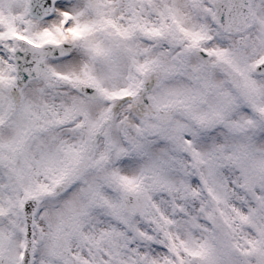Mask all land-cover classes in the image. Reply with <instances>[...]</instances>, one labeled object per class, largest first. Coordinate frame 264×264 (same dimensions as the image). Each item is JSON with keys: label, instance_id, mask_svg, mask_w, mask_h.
I'll use <instances>...</instances> for the list:
<instances>
[{"label": "snow or ice", "instance_id": "obj_1", "mask_svg": "<svg viewBox=\"0 0 264 264\" xmlns=\"http://www.w3.org/2000/svg\"><path fill=\"white\" fill-rule=\"evenodd\" d=\"M0 264H264V0H0Z\"/></svg>", "mask_w": 264, "mask_h": 264}]
</instances>
